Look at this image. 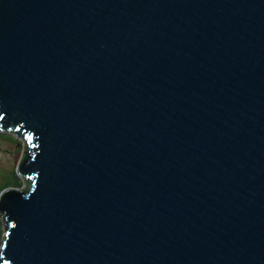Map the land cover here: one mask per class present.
<instances>
[{"label":"water","instance_id":"water-1","mask_svg":"<svg viewBox=\"0 0 264 264\" xmlns=\"http://www.w3.org/2000/svg\"><path fill=\"white\" fill-rule=\"evenodd\" d=\"M0 264H264V0H0Z\"/></svg>","mask_w":264,"mask_h":264},{"label":"rangeland","instance_id":"rangeland-1","mask_svg":"<svg viewBox=\"0 0 264 264\" xmlns=\"http://www.w3.org/2000/svg\"><path fill=\"white\" fill-rule=\"evenodd\" d=\"M6 133V134H5ZM22 138L11 132L0 131V193L10 187L22 186L21 179L15 170L21 159ZM18 184H21L20 186ZM5 235L3 214L0 212V244Z\"/></svg>","mask_w":264,"mask_h":264},{"label":"snow or ice","instance_id":"snow-or-ice-1","mask_svg":"<svg viewBox=\"0 0 264 264\" xmlns=\"http://www.w3.org/2000/svg\"><path fill=\"white\" fill-rule=\"evenodd\" d=\"M2 247V246H0ZM0 256H3V253H0ZM3 264H12V262L9 259H4Z\"/></svg>","mask_w":264,"mask_h":264},{"label":"trees","instance_id":"trees-1","mask_svg":"<svg viewBox=\"0 0 264 264\" xmlns=\"http://www.w3.org/2000/svg\"><path fill=\"white\" fill-rule=\"evenodd\" d=\"M19 186L21 185V184H18Z\"/></svg>","mask_w":264,"mask_h":264},{"label":"bare ground","instance_id":"bare-ground-1","mask_svg":"<svg viewBox=\"0 0 264 264\" xmlns=\"http://www.w3.org/2000/svg\"><path fill=\"white\" fill-rule=\"evenodd\" d=\"M6 134V133H5Z\"/></svg>","mask_w":264,"mask_h":264}]
</instances>
